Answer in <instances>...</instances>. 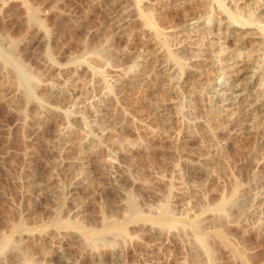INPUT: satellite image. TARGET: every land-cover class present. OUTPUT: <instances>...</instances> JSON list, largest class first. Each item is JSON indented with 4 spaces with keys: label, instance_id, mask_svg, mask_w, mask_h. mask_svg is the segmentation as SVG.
Segmentation results:
<instances>
[{
    "label": "rangeland",
    "instance_id": "374dc122",
    "mask_svg": "<svg viewBox=\"0 0 264 264\" xmlns=\"http://www.w3.org/2000/svg\"><path fill=\"white\" fill-rule=\"evenodd\" d=\"M2 1L0 58L12 70L0 68V264H264V128L232 130L223 115L228 75L264 66L262 52L253 54L259 34L244 30L250 44L241 51L225 38L216 53L204 32L222 18L214 6L191 1L202 27L172 18L170 0ZM136 1L170 31L172 51L183 41L186 72L175 68L160 83L163 39H143L141 24L120 27ZM225 4L244 18L264 8ZM27 17L41 21V33ZM185 22L205 30L183 33ZM35 36L45 43L31 45ZM229 50L236 66L223 57Z\"/></svg>",
    "mask_w": 264,
    "mask_h": 264
},
{
    "label": "bare ground",
    "instance_id": "6f19581e",
    "mask_svg": "<svg viewBox=\"0 0 264 264\" xmlns=\"http://www.w3.org/2000/svg\"><path fill=\"white\" fill-rule=\"evenodd\" d=\"M2 0H0L1 2ZM173 2L175 4V10H174V15L171 16L172 18L176 17L177 20L178 18L180 19H183V22L188 20V19H195L197 22V24L199 23V25H203V21L201 20L202 17L204 16V14L200 15L199 13L203 10H207L209 11L213 6L214 7H217L219 13H220V16L222 18H220V21L217 23V26H213V24H210V22H208L207 24H209L208 28L203 29L202 27H204V25L199 28L200 26L198 27H191L189 24H186V22L183 24V26L180 28L181 29V32H188L189 30H194L195 32L196 31H204L205 33H207V35L211 38V40H216V42H213L212 40V43L211 45L208 47L209 50L211 52H216L218 53V51L221 50L218 49L220 46V43L223 42V44L226 42L224 39L226 38L227 39V42L225 44H228L229 41H232V43L234 44V46H236V49H240L243 50V49H246L248 48L249 46V42H245L244 40V30H247L248 28H252L255 30L256 33L259 34V37L257 38H254V39H258V42L256 43V45L259 47V49L257 50H252L253 54H261L264 55L263 51H261L262 48H264V27L261 25L260 26V17H262V15H264V8L261 9V10H258L260 8H258L257 6L252 8V9H249V11L251 12L250 16L244 18L243 16H241V9L239 7H237V5H234L235 8L234 10L230 9L228 5L225 4V0H170V2ZM189 1V2H188ZM194 3H197L198 7L199 8H202V10L200 11L197 10L198 8L197 7H191L190 4H192V2ZM3 2V1H2ZM5 2V1H4ZM191 2V3H190ZM264 2V0H263ZM231 3V2H230ZM232 3H234L232 1ZM172 5V4H171ZM1 6V5H0ZM187 6V7H186ZM188 6H190L188 8ZM262 7V6H261ZM4 9V7L2 8ZM173 9V8H172ZM243 9V8H242ZM1 10V9H0ZM144 9L141 8V4L139 2L136 1V4L133 5V7L131 9H129V12L126 14L127 16V19L126 21L120 26V27H127V24H141L142 25V29L140 30V34L142 35L143 39L144 38H147L146 40H152L154 37H159V38H162L163 39V42L160 44L161 45V50L164 54V64H158L157 68H158V71H159V74L157 76H159V80L161 79L160 83H164L165 79H168V77L171 75V73H174V69L178 68L179 72L181 74H183L185 71V65L181 62L180 58L178 57V50H182V47L183 46H180L181 43L183 42L181 40L180 44L179 45H175V51H172L170 49V45H169V42H168V36L170 33V31L168 30L166 32H164L162 29H160L156 23V21L154 20L153 18V15H151V13H148L145 11H143ZM200 11V12H199ZM202 11V12H203ZM163 13V12H162ZM204 13V12H203ZM207 13V12H206ZM256 13V15H255ZM254 14V16H253ZM36 16L38 17V19L41 17V15L39 13L36 14ZM170 17V18H171ZM42 18V17H41ZM204 18V17H203ZM27 19V20H26ZM25 19V22L27 23V25L30 27V29L32 27H34V25L37 24L38 25V22H41V21H37L35 19H33L32 17H27ZM44 20V18H42ZM40 19V20H42ZM24 21V20H23ZM176 21V20H175ZM181 21V20H180ZM166 22V21H165ZM173 22V21H172ZM36 23V24H35ZM163 25V24H162ZM36 26V28H37ZM207 26V25H206ZM27 27V26H26ZM35 28V27H34ZM40 28V26L38 27V29ZM169 28V27H168ZM183 28V29H182ZM42 28L39 29V31L41 30ZM202 29V30H201ZM36 30V29H35ZM173 30V29H172ZM171 30V31H172ZM42 31V30H41ZM41 31L39 33H41ZM199 31V32H200ZM33 32V31H32ZM172 33V32H171ZM182 33V34H183ZM139 34V35H140ZM168 34V36H167ZM180 34V33H179ZM22 36V35H21ZM32 36V35H31ZM229 36V37H227ZM258 36V35H257ZM37 36H35L34 38H32V40L30 41L31 42V45H36V46H40L41 44H44L45 42H43V37L40 38H36ZM39 37V36H38ZM16 39V38H15ZM225 41V42H224ZM10 42V41H9ZM13 42V41H12ZM18 42V41H17ZM16 42V43H17ZM220 42V43H219ZM14 43V45L16 44ZM7 44V43H6ZM217 44V45H216ZM18 45V44H17ZM252 45V44H251ZM44 46V45H43ZM15 47V46H14ZM17 47V46H16ZM50 47V46H49ZM262 47V48H261ZM108 48V47H107ZM230 49V48H228ZM160 50V51H161ZM217 50V51H216ZM26 51V50H25ZM48 51V50H47ZM209 51V53H211ZM251 51V50H250ZM14 52V51H13ZM12 53V52H11ZM47 52H45L46 54ZM220 53V52H219ZM224 53V52H223ZM233 52H231L230 50L226 53L223 54V57L226 58V61L229 62L228 64H231V65H234L236 66V64H234L236 61V57L233 58V55H232ZM48 54V53H47ZM46 54V55H47ZM180 55V54H179ZM212 55V54H211ZM49 55H47L48 57ZM55 56V55H54ZM6 57V56H5ZM50 57V56H49ZM4 58V57H3ZM204 58V57H203ZM51 59V57H50ZM190 59V58H189ZM254 59V58H253ZM252 59V61H253ZM185 60V59H184ZM233 60V62H232ZM249 60H251V58H249ZM49 61H52V60H49ZM99 61V60H98ZM155 61V60H154ZM205 61V60H204ZM232 62V63H231ZM254 62V61H253ZM51 63V62H50ZM213 63V62H212ZM237 63V62H236ZM55 64V63H54ZM167 64L169 66H167ZM253 64V63H252ZM6 65H9V64H5V60H2V58H0V68L4 69L5 72L7 70H9L10 68H7ZM172 65V67L174 66V68H170V66ZM212 65V64H211ZM51 66V65H50ZM209 66V65H208ZM233 66V67H234ZM37 67V66H36ZM169 67V68H168ZM198 67V66H197ZM247 68V67H246ZM246 68H241V69H238V71H236L233 75L232 74H229L228 77L230 76V79H231V82H229V86H228V89L225 90L226 94L228 95V99H229V104H228V108L227 110H225L224 112V117L226 118L225 120H227L228 118H230V124L228 126H231L232 130L233 128L234 129H238L240 130L241 132L242 131H245V133H248V134H252L254 133L255 135L258 133V131L262 130L264 127V117L263 116H260L258 114V112H262L264 110V66L262 65L260 67V71L258 72H255V71H251V69H248V70H245ZM1 69V70H2ZM55 69V68H54ZM12 70V69H10ZM9 70V72H10ZM210 70V69H209ZM253 70V69H252ZM14 71V70H13ZM11 71L13 74L14 72ZM52 71V70H51ZM176 71V70H175ZM251 72L250 74H252L250 76V81L248 79V82L245 81L244 83V87L240 86L241 88H239V86H234V81H235V77H240L242 76L245 72ZM1 72V71H0ZM8 72V73H9ZM16 72V70H15ZM178 72V71H177ZM176 72V73H177ZM201 72V71H200ZM233 73V72H232ZM179 74V73H178ZM10 75V74H9ZM12 77V76H11ZM16 77V76H15ZM173 78V77H172ZM247 78V77H246ZM14 79V78H13ZM20 79V78H18ZM24 79V78H23ZM197 79V78H196ZM15 80V79H14ZM21 80V79H20ZM20 80H17V87H18V90L21 94V96L25 99L27 97V90H26V87L24 86V83L23 81H20ZM157 80V79H156ZM239 80V79H238ZM245 80V79H244ZM12 81V80H11ZM28 81V80H27ZM138 81V80H136ZM228 81V80H227ZM241 81V80H240ZM261 81L262 83V89H260L261 85L259 84V82ZM4 82V81H3ZM31 82V81H30ZM171 82V81H170ZM255 85V83H257ZM13 83V82H12ZM136 83V82H135ZM233 83V85H232ZM241 83V82H240ZM15 84V85H16ZM33 84V83H32ZM228 84V83H227ZM13 85V84H12ZM14 85V86H15ZM27 85V84H26ZM167 85V84H165ZM232 85V86H231ZM260 85V87H259ZM169 86V85H168ZM258 87V88H257ZM239 89L243 91V93H246V96H243L240 92H239ZM33 90V89H32ZM254 90V92H253ZM34 91V90H33ZM168 91V89H167ZM230 91V92H228ZM259 91V93L262 94V98L257 100V98L253 97V95L255 96L254 93H257ZM153 92V91H151ZM250 92V93H249ZM253 93V95H251ZM52 98L56 96V94L54 95V93H52ZM20 96V95H19ZM53 98V99H54ZM27 101V99H26ZM208 113V112H207ZM122 114V113H121ZM204 114V113H203ZM263 115V114H262ZM220 116V115H219ZM223 117V116H222ZM221 118V117H220ZM166 119V118H165ZM218 119V118H217ZM161 120V119H160ZM211 120V119H210ZM229 120V119H228ZM213 122V121H212ZM221 122V121H220ZM228 122V121H227ZM40 121L37 120L31 124V126H33V128H37L40 127L39 125ZM226 123V122H225ZM237 131V130H235ZM197 132V131H196ZM208 132V131H207ZM244 133V132H243ZM194 134V133H193ZM202 134V133H201ZM188 135V134H187ZM205 140V139H204ZM203 141V140H202ZM94 145V144H93ZM159 160V159H158ZM171 160V159H170ZM174 160V159H173ZM222 165V164H221ZM207 167V166H206ZM170 170V169H169ZM140 180V179H138ZM142 180V179H141ZM141 185H145V183H143L142 181H138ZM149 182V181H148ZM150 185V184H149ZM235 186V185H234ZM243 186V185H242ZM250 186V185H249ZM135 187V186H134ZM145 187V186H144ZM235 189V188H234ZM235 191V190H233ZM239 192V191H238ZM226 193V192H225ZM264 193V192H262ZM229 194H230V191H229ZM233 195V194H231ZM264 195V194H262ZM229 195L227 194V197ZM225 197L221 200H218L219 203H215L216 207H217V210L215 209V211H222V209H224V207L230 202V200L232 199V196L230 197ZM244 197V196H243ZM264 198V196L262 197ZM246 200V199H245ZM235 199L232 201L234 202ZM231 202V203H232ZM245 207V206H244ZM230 208V207H229ZM228 208V209H229ZM234 209V208H233ZM245 209V208H244ZM225 210V209H224ZM223 210V211H224ZM245 211V210H244ZM226 213V211H225ZM120 214V213H119ZM228 215V214H227ZM234 215V214H233ZM241 216V215H240ZM230 217V216H229ZM214 219V217H213ZM236 221V220H235ZM231 222V221H230ZM233 222V221H232ZM69 227V226H68ZM66 227V229L68 231H70V228ZM146 226L144 225V228ZM199 229V228H198ZM229 229V228H228ZM188 230V229H187ZM186 231V230H185ZM67 235L66 236H69L68 233L70 232H66ZM75 233V232H74ZM73 234V233H71ZM65 236V235H64ZM231 241V240H230ZM84 243V242H83ZM190 243V242H189ZM90 244V243H89ZM88 244V245H89ZM94 244V243H93ZM196 251H200L204 256L207 257L208 255V249L201 244V242L199 240H196ZM193 244V245H194ZM191 245V244H190ZM90 246V245H89ZM94 246V245H93ZM97 246V245H96ZM92 247V245H91ZM192 248V247H191ZM194 249V250H195ZM98 250V249H97ZM94 253V252H93ZM103 253V252H102ZM240 254H242L240 252ZM19 255V254H18ZM197 255V254H196ZM13 257V256H12ZM15 257V256H14ZM13 257V258H14ZM197 257V256H195ZM7 259V258H6ZM17 259V258H16ZM22 261H20L21 263L23 262V258H21ZM25 259V258H24ZM28 259V258H27ZM24 261V264H31L29 262V260ZM20 260V259H17V261ZM10 261H11V258H10ZM17 261H14V262H17ZM28 261V262H27ZM19 262V261H18ZM1 263V262H0ZM4 263V262H2ZM19 263V264H21ZM5 264V263H4Z\"/></svg>",
    "mask_w": 264,
    "mask_h": 264
}]
</instances>
